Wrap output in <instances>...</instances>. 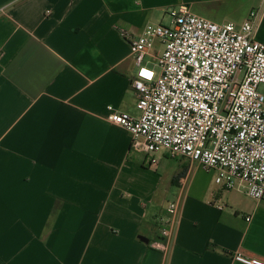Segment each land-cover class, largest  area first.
I'll list each match as a JSON object with an SVG mask.
<instances>
[{
	"label": "crops",
	"instance_id": "crops-1",
	"mask_svg": "<svg viewBox=\"0 0 264 264\" xmlns=\"http://www.w3.org/2000/svg\"><path fill=\"white\" fill-rule=\"evenodd\" d=\"M181 5L235 25L262 6L264 43V0H0V264L264 260V200L164 151L148 165L108 120L139 113L130 43ZM161 50L154 40L143 65ZM168 201L178 211L163 253L151 244Z\"/></svg>",
	"mask_w": 264,
	"mask_h": 264
},
{
	"label": "built area",
	"instance_id": "built-area-1",
	"mask_svg": "<svg viewBox=\"0 0 264 264\" xmlns=\"http://www.w3.org/2000/svg\"><path fill=\"white\" fill-rule=\"evenodd\" d=\"M261 12L262 6L254 8L235 25L181 5L170 12L169 25L147 24L130 43L139 66L131 83L139 113L110 112L108 120L130 133L131 150L143 152L148 165L156 166L164 151L212 171L223 189L264 200V93L258 90L264 84V43L254 38ZM156 39L162 50L145 67ZM165 210L157 217L160 239L151 244L163 253L178 202H168ZM231 258L264 264L241 252Z\"/></svg>",
	"mask_w": 264,
	"mask_h": 264
},
{
	"label": "rangeland",
	"instance_id": "rangeland-1",
	"mask_svg": "<svg viewBox=\"0 0 264 264\" xmlns=\"http://www.w3.org/2000/svg\"><path fill=\"white\" fill-rule=\"evenodd\" d=\"M178 9V8H177ZM170 18V17H169ZM164 25H169L170 24V19H167L166 21L163 22ZM258 90L260 92H263L264 93V84H260L259 87H258ZM175 161V160H174ZM169 202V201H168ZM167 202V204H168Z\"/></svg>",
	"mask_w": 264,
	"mask_h": 264
},
{
	"label": "snow or ice",
	"instance_id": "snow-or-ice-1",
	"mask_svg": "<svg viewBox=\"0 0 264 264\" xmlns=\"http://www.w3.org/2000/svg\"><path fill=\"white\" fill-rule=\"evenodd\" d=\"M142 75L149 76L150 74L149 73H142Z\"/></svg>",
	"mask_w": 264,
	"mask_h": 264
},
{
	"label": "clouds",
	"instance_id": "clouds-1",
	"mask_svg": "<svg viewBox=\"0 0 264 264\" xmlns=\"http://www.w3.org/2000/svg\"><path fill=\"white\" fill-rule=\"evenodd\" d=\"M144 73H147V72H144Z\"/></svg>",
	"mask_w": 264,
	"mask_h": 264
},
{
	"label": "water",
	"instance_id": "water-1",
	"mask_svg": "<svg viewBox=\"0 0 264 264\" xmlns=\"http://www.w3.org/2000/svg\"><path fill=\"white\" fill-rule=\"evenodd\" d=\"M144 239V238H143ZM145 241H146V239H145Z\"/></svg>",
	"mask_w": 264,
	"mask_h": 264
}]
</instances>
